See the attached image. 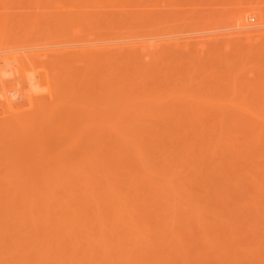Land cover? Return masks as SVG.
<instances>
[{
  "label": "bare ground",
  "instance_id": "obj_1",
  "mask_svg": "<svg viewBox=\"0 0 264 264\" xmlns=\"http://www.w3.org/2000/svg\"><path fill=\"white\" fill-rule=\"evenodd\" d=\"M59 1L61 2V0ZM73 1L75 3L72 2V7L74 6L75 8L71 7L64 14L66 18L63 15L62 18L65 19L64 22H67H65L67 27L63 26L69 29L72 28L74 44L73 42L64 44L62 45L63 47L61 46L62 49L59 46V50L56 51L52 47L50 52L51 54L53 51L55 52L54 55L52 54L54 57L46 50L45 52L47 53L43 51V56L41 51L30 53L25 51L24 54H21L23 56L18 54V57H24L25 60V56L28 57L27 63L31 62L33 58L37 60V63H44L42 60L46 58L48 64L52 65L53 58H56L55 62L58 67L61 66L63 68L62 65L64 64L65 67L67 64L66 73L68 76H65V79H62V74L59 76V81L61 79L63 82L66 80L67 88L62 82L61 86L58 85L61 89H65L64 94L66 96L62 92L63 90L60 91V88L55 87L54 89L53 80H57L56 84L59 82L58 77L56 78L55 76L59 75L57 70L51 77V79L55 78L51 84L52 90L55 91L50 95V90L43 87L49 92H47L49 94L48 99L54 100L51 96L53 97L55 92L58 94L56 97H58L59 103L56 102L57 100H52L54 109L49 107L51 106V100L45 102L46 105L43 103L45 108L42 103H37L36 100L39 97L37 96L36 98L34 95L36 92L31 88L32 90L28 89L29 91H27L28 93L32 91L36 100L32 98L28 99L29 101L27 99L25 101L24 96L21 99L22 101L24 99L23 104L18 103V99L15 103L17 102L21 107L29 104L34 109V112L31 111V107L29 110L28 105V109L26 108L25 112L28 113L30 111L32 112L31 115L35 117L33 118L30 114H27L29 117L24 115L26 118L22 117V119L20 117L22 120L16 118L17 123L20 122L18 126L16 121H14L15 123L9 121L8 124L5 121L7 118L3 120L2 117L0 119L2 124L6 122L7 128L13 123L8 130L5 127L6 124H0V134L4 130L3 134L0 135L1 138L7 139L6 142H8L10 141L9 137H11V139H15L16 144L21 143L22 145L26 141L27 144L25 143L24 146L19 145V147L25 149V146L32 144L27 146V148L34 149V154L40 153V155L31 156V153H21L24 155L20 157L19 153L15 154V150L10 149L13 148L10 145L12 142L14 144V141L11 140L12 142L8 143V145H6V142L3 143L5 139L0 142L3 143V146H8V151L11 150L8 156L10 158L14 156L11 158L12 161L4 157L7 156L8 152L0 144L1 152L4 150V156L0 152V155L4 157L3 159L0 157V168L5 167L2 165V160L4 162L5 159L7 160L4 163L7 164L9 160L12 168L16 165L15 168L19 166L18 169L13 168L12 170L11 164H9L10 166H7L9 167L8 169L11 168L10 171L8 170L10 173H8L6 168L0 173V177L3 176L2 179L0 178V181H2L0 182V195H5L3 196L4 198L8 197L4 199L1 196L3 200L0 199V264H264V8L255 6L251 7L247 13L233 15L235 21H230L235 22L234 27L236 24L239 31L241 30V34H245L247 42L249 41L248 39H253L255 43L259 40V45L257 46L258 43H252L257 47L254 50V46L249 44L252 41L246 43L245 38V43L249 44L248 47L253 46V48L248 49L245 45H241L245 47L243 50H241V47L238 49L239 46L238 50L236 48V50H233L232 48L234 47H231L233 55L232 52H229L230 50L225 51V48L221 49L224 50L225 54H220L219 52L222 51L216 50L217 46H215L214 49L219 53L218 58L221 55L229 60V58L235 56L234 58L232 57L234 60L228 61L230 66L232 65L231 61H233L232 63L236 62V65L239 63L235 61V58L237 60L239 58L240 66L241 61L245 60L244 63L246 61L248 63H242V68L244 69L243 71L241 70L242 72L238 70V65L234 66L233 64V67H236L238 73L240 72L241 74L237 75V73H234V76H232L234 72L232 66L227 65L228 62L226 63L227 59L225 57H223L225 58L223 59L224 63L222 62V57H220L219 63L221 61V63L225 64L224 66L230 67L231 72H229L232 75L223 70L224 74L220 73V75L221 81L225 79V82H220L219 84L221 85H217L215 89L205 86L207 90L206 88L204 89L205 93H202L204 97L201 98L200 96L202 95L200 93L203 89L200 88H204V85H199L200 90L198 87L195 89L199 93L194 90L196 94L193 95L194 92L191 87L187 86V88H190L189 91L184 88L186 85L182 86L180 82L175 83V81H172L177 79V75L173 74V77L167 75L170 74V69L175 68L173 67L174 65L172 66V60L167 59L168 62L169 60L171 61V64L164 60L170 52L165 50L167 51V54L164 52L166 58H164L165 56L163 57V50L165 47L171 46V42L168 44L164 43V45H170L162 47L164 48L163 50L159 48L162 43L159 44L158 41L151 43L153 46L158 45V48L155 47V49L159 51V57L155 56L156 54L154 55L153 51L150 52L147 43H142L143 40H150L151 35L154 34L152 30H155L153 26L156 23L154 22L155 25L151 24V30V27L149 26L148 28L143 22L142 13L139 10H128V8L138 7L147 0H130L132 3H130L131 5L128 4L129 6L121 3L120 0ZM189 1L188 4L190 3ZM68 2L66 3L68 4ZM185 5L187 4L185 3ZM185 5L183 6L185 7ZM183 6L181 5V7ZM107 7L117 8L121 13L120 15L122 17L126 16L128 19H123L121 16V18L111 17L110 12L105 10ZM71 9L76 11L74 12ZM66 14H69V16L67 17ZM158 14L160 12L154 16L156 19L151 18L156 21L157 18L158 21L160 18L163 19V16L159 18ZM112 15L115 14L113 13ZM168 15L166 14V16ZM249 16L254 18V20L256 19L254 24L251 22L252 25L247 21ZM225 17L219 20H222L221 22L228 26V21H223ZM228 17L230 19L229 15ZM173 19L174 17L171 18V20ZM219 20L216 23H219ZM214 22L209 23L215 25H213V28L211 27L212 25H208V27L219 30L217 28L219 27L218 23ZM167 23L170 24L169 21L165 24ZM205 23L203 21L202 25L195 24L197 25L194 26L195 30L197 27H204L207 24ZM68 24H71V27H68ZM127 24L129 26H125ZM162 24L164 22H159L156 26H161ZM225 24L223 27H225ZM170 26L166 27L172 29ZM172 27L174 28V25ZM190 27L188 29L193 31L192 23ZM176 28H178L177 25ZM180 29L182 30V27ZM200 29H205L206 31L209 28ZM157 30L159 32L160 29L157 28L155 32ZM52 31L54 30L52 29ZM64 31L68 32L67 29ZM160 31L162 33V30ZM180 32L178 33L179 35ZM207 34L202 35V37L204 36L203 39H210L205 37ZM218 34L214 36H219L220 34ZM184 35L186 36V34ZM202 37L200 38L202 39ZM152 39L154 38L152 37ZM201 39L198 40L199 42L196 40L195 42L201 44ZM211 39L213 41L209 40V42H214V38ZM216 39L215 42L217 41ZM228 39H230V36ZM184 40L187 42V38ZM179 41L177 39L172 42L181 43ZM203 41L204 43L206 42V40ZM70 42L69 40L65 43ZM215 42L209 45H213ZM217 42L219 43V40ZM222 43L227 42L224 40ZM239 43L243 44L241 40ZM22 44L20 42L19 45L21 46ZM218 46L220 47V45ZM230 46L228 47L229 49ZM17 47L20 48L19 46ZM171 47H177L175 50H178L180 46ZM198 47H201V45ZM240 50L243 53L247 50L244 53V55L248 53L246 54L247 56H244L245 58ZM206 52L204 53L206 54ZM252 52L257 56L256 60L259 57L258 60L261 61H256ZM160 54L166 64L161 61ZM48 55L51 56H49V59H47ZM215 55H212V57H215L214 60L217 59ZM228 55L232 56L229 57ZM15 56L16 54L11 55L13 59L16 58ZM40 56L42 57L40 58ZM203 56L205 55L202 54ZM11 57L10 55H2V57L0 56V61L4 60L3 62L6 66L5 61L9 62ZM20 57L19 59H21ZM152 57L156 60H153ZM156 57L158 59L161 58L160 61ZM50 58H52V62ZM247 58H249V61ZM24 59L22 58L21 62L25 61ZM183 59L181 57L182 62ZM252 59L255 61L253 60L252 62ZM36 60L33 62L35 63ZM157 60L159 61L158 63L156 62ZM250 60L251 64H249ZM13 62L17 64V61ZM55 62L53 66L49 64L50 69L51 67H56L52 68L53 70L59 69ZM160 62L162 65L169 64L170 67L165 66L164 68ZM193 62L196 64L195 61ZM185 63L184 61L183 64ZM246 64L249 65L247 66L248 68L243 67ZM252 64L253 66L251 67L250 65ZM19 65L18 67H20ZM208 66L206 65V68H209ZM32 67L33 65L30 68ZM161 67L165 70L168 69L169 73L165 70L162 71ZM23 68L22 66L21 69ZM221 68L220 70H222ZM176 70L178 72V69ZM237 70L235 71L237 72ZM164 71L166 72L165 74L163 73ZM45 72L47 73V71ZM19 73H16V75L18 76ZM48 73L51 74V71ZM197 74H200V72ZM0 75L2 74L0 73ZM47 75L45 76L46 79H48ZM166 75L168 79L165 77ZM174 76H176V79ZM22 77L15 78L16 80L13 79L12 81L10 79L9 81L12 83L16 81V84L24 85L22 82L24 77ZM171 77L174 79L170 80ZM227 79L228 81H226ZM20 80L22 83L19 82ZM27 80L25 82L27 85L29 83V85H33V79H29L28 82ZM48 80L50 81V79ZM49 81L46 80V82ZM166 81L172 85L174 82L176 86L175 84L172 86ZM3 83V80L1 81L0 79V84L3 85ZM168 85L171 86L170 88L175 86L174 89H171L172 91L175 90L173 91L174 93L171 92ZM177 85H180L184 90L180 91L181 88L177 87ZM167 86L171 93L167 91ZM47 87L50 86L48 85ZM192 87L196 88L193 85ZM177 88H180L178 94H176ZM4 89L6 88H3L2 91ZM206 91L212 92L207 93ZM59 92L62 93L59 94ZM183 92H188V97L183 95L182 98H184L181 99L178 96H181L179 94H184ZM28 95V98L33 97ZM0 97L3 102L4 96L0 95ZM12 98L11 95L10 100L8 96L4 98L6 101L3 102V105L7 103V106H3L0 103L7 111H12L11 109L14 110L18 107V104L17 106L14 105ZM61 99L63 101L66 99L65 101L68 102V105L65 103L62 105ZM180 100H183L184 104ZM19 102L21 101L19 100ZM61 106H67V110L61 108ZM18 108L19 115H22L20 114L22 110ZM17 110H15L16 113ZM56 110H58L57 113H63L64 111L65 113H63L64 115L61 113L60 117H56L60 115L54 112ZM15 111H13V116L18 115V113L15 114ZM46 111L47 113L50 111V113L47 114ZM11 114L13 113L11 112ZM51 114L53 116L56 114V116L53 117ZM13 116L8 117L15 118ZM49 119H52V122ZM59 119L62 123L58 122ZM48 121L51 124L54 122L51 125L52 129H49L50 123ZM14 124L16 129L19 128L17 129L18 131H24V133H20L22 135L18 134L17 130L15 134V131L11 129L12 127L14 129ZM47 126H49V131L52 130V133L54 132L53 135L64 136L68 144L67 142H62L64 138L60 140L57 138V140L53 141L48 139L43 142V139L48 137L45 136L43 138L44 136H40V134L49 132L47 131ZM12 131L15 135L13 136L14 138L12 137ZM6 133L10 136L5 137L8 136ZM29 137L32 138L30 139ZM35 137L36 140L39 139L37 137L42 139L40 142L37 140V142L33 139ZM41 142L43 143L41 144ZM45 142L48 143L49 149L46 148ZM51 142L54 143L52 144L54 146L50 145ZM66 144L67 146H65ZM36 148L38 149L36 150ZM49 150L51 155L48 154ZM58 150L61 153L64 150L63 155L66 154V156L63 157ZM45 151L48 152V155L45 154ZM65 151L68 152L64 153ZM56 153L58 154L56 155ZM42 155L46 156L43 157ZM24 156L27 160L24 159ZM51 156L54 157V160ZM15 158L16 161L18 160L17 162ZM45 158L51 159L50 161L53 160L52 165L50 161L49 165L48 160H45ZM29 160L30 163L28 162ZM41 161L44 163L42 164ZM22 163L25 166L33 163L31 170L29 169L30 166H27L28 170H24L23 168L25 167L22 168ZM60 164H63V166ZM46 165L47 168H44ZM41 170L43 174H41ZM22 171H30V174L26 172L27 176L25 175V177ZM36 171L37 173L39 172L37 177H35L37 175ZM11 174L15 175L12 176ZM20 176L23 178L24 184L21 182ZM32 176L34 178L29 180ZM46 176L50 177L47 179ZM16 177L20 178L19 183ZM10 181H13L12 185L15 186L14 188L21 190L12 188ZM4 183L6 186H4ZM8 183H10L9 188L7 186ZM16 183L18 184L15 185ZM35 183L37 186L34 185ZM52 183L55 184V187ZM51 184L53 187L50 186ZM38 185L40 186L38 187ZM13 190L16 191L14 192Z\"/></svg>",
  "mask_w": 264,
  "mask_h": 264
},
{
  "label": "rangeland",
  "instance_id": "obj_2",
  "mask_svg": "<svg viewBox=\"0 0 264 264\" xmlns=\"http://www.w3.org/2000/svg\"><path fill=\"white\" fill-rule=\"evenodd\" d=\"M66 0H61V2L59 1V0H0V47L2 48H0V56L2 57V55L3 56H8V55H10V57H11V55H15L16 54V58H14L13 59V57H11V59H13V61H17V64H16V62H13V61H11V59L10 58H8V59H10V61L12 62L11 63V65L9 64L10 63V61L9 62H7V60L5 61L6 62V66H5V64H4V60L3 61H0V65H1V67L0 68H2V69H0V73L2 74V75H0V79H1V81L3 80V85H1L0 84V95L3 97L4 96V98L5 97H9V100H10V95H11V98H12V96H13V98L11 99L12 100V102L14 103V105H16L17 106V104L18 103H20V104H23L22 102H24V99H25V101H27L28 99L30 100V99H34V95L36 96V98H37V96L39 97V98H37V100L39 99V101H37L36 99H34V100H36V102L37 103H42V106H43V103L46 105V103L45 102H49L48 100H51V106H49L50 107V109L51 108H53L54 109V104L52 105V100L53 99H48V96H49V92H50V95L53 93V91H55V90H52L53 89V87L51 86V84H52V80L53 79H55V78H53V79H51V77L54 75V72L56 73V71L58 70H60L61 68L60 67H58L57 66V64H56V58H53V60H52V58H50V60H51V62L53 61V63H52V65L51 66H53V64H54V62H55V65L59 68V69H52V68H56V67H51V69H50V65L48 64V60H46V58L45 59H41L44 63H46V64H44V63H42V62H39V63H37V60L35 59V58H33L32 59V63L31 62H29V63H27L28 61V57H26L25 56V58H26V60L24 59V57H22L25 61H23V62H21V59H19V57H18V54H24L25 53V51L28 53H30V52H40L41 51V53H42V56L44 55V52H45V50L46 51H52V47H53V49H54V51H56V50H59V46H60V48H61V46L62 45H64V44H71L72 42H73V44L75 43L74 42V37H73V34H72V28H70L71 29V31H69L70 29L69 28H65V27H67L66 26V23L64 22V18H62V15H63V17H65L66 18V16H64V14L66 13V12H68L69 10H70V8L72 7V2L73 3H75L73 0H67L66 2H68V4L65 2ZM116 1V0H115ZM143 1H145V0H143ZM189 1V0H188ZM188 1L187 0H184V1H182V0H147V1H145V2H143V3H141V5L140 6H138V7H129L128 8V10H131V9H136V10H139L141 13H142V15H141V17H142V19H143V22L145 23V25L149 28V26L151 27V24L152 25H155V23H156V25L157 24H159V22H164V24H162L161 26H156L157 28H159L160 30H162V33H160L161 31L159 30V32H158V30L155 32V30L157 29L155 26H153V29L155 28V30L153 31L152 30V27L150 28L151 30H152V32L155 34H153V35H151V37H150V40H143L142 41V43H147L148 44V47L150 48L149 50H150V52H152L155 56H158V53H159V51L157 50V49H155V47L156 48H158V45H156V46H153L152 44L153 43H156L157 41L159 42V44L160 43H162L161 44V46L159 47V48H162V47H165V46H169L170 44H171V46H182L181 48L179 47V49L178 50H175V49H177V47H171V46H169V47H165V49L164 48H162V50H163V54H164V52H165V54H167L166 52L168 51V52H170V53H168V55H167V58H166V55L164 54L163 55V57L164 58H166V59H164V60H167V59H170V60H172V62L169 60V62H168V60H167V62L168 63H172V66L173 67H175V68H172V70L170 69V74H167L168 76L170 75V76H172L173 77V74L174 75H177V79L175 78L176 76H174V78L176 79V80H172V81H175V83H179L180 82V84H182V86H185L186 85V87H184L185 89H188L189 91H190V88H187V86L188 87H191V90L194 92L193 93V95L194 94H196L195 93V91H197V90H195V89H197V87H198V89H199V85L200 86H202V85H204V88H200V89H203V90H201V95H202V93H205L204 91V89L206 88V87H213L214 89H215V87L217 86V85H221V84H219L220 82L222 83L223 81L225 82V79L223 80V81H221L222 80V78H221V75H220V73H222V74H224V72H228V73H230L231 71V69H229L231 66H232V68H233V75L232 76H234V73L236 74L237 73V75H239V74H241L240 72L238 73V70L239 71H243L244 69L242 68V63H244V61H241L242 63H241V66H240V60H239V58H238V60L235 58V61H237V62H239L237 65L239 66L238 67V70L236 69V67H233V64H234V66L236 65L235 63L236 62H234V63H232L233 61H231L230 63L232 64L231 66L229 65V60H232L234 57L232 56L233 55V52H232V49L233 50H236L237 48H238V46H239V48L238 49H240V47L242 48L241 50H243V48H245V47H248V45L249 44H251V45H253L252 43H255V42H253L254 40L253 39H248L249 41L248 42H250V41H252L251 43H249V44H246V43H248L247 42V38H246V36H245V34L243 35V34H241L242 32H241V30L239 31V29L236 27V24H235V27H234V23L235 22H231V21H235L234 20V16L236 15V14H242V13H244V12H248V10L251 8V7H259V8H264V0H191V1H189L190 3L188 4ZM5 4H4V3ZM71 2V3H70ZM120 2L121 3H125V5H128V4H130V3H132L130 0H120ZM253 2V3H252ZM65 3V4H64ZM183 3V4H182ZM185 3L187 4V5H189V6H187V5H185ZM250 3H252V4H250ZM70 4V5H69ZM116 4V3H115ZM140 4V3H139ZM179 4H180V6H179ZM131 5V4H130ZM181 5L183 6V5H185V7L183 6V7H181ZM59 6V7H58ZM129 6V5H128ZM72 8H75L74 6L72 7ZM72 11H76V10H74V9H71ZM105 10H106V12L108 11V12H110L109 14H110V16L111 17H114V18H121L122 16L120 15L121 13H120V11H118V9L117 8H114V7H107V8H105ZM63 11H65V12H63ZM164 11V12H163ZM63 12V13H62ZM160 12V14H158L159 15V18L160 17H162L163 16V19L162 18H160V20L158 21V18H157V21L156 20H154V19H156V17H154L157 13H159ZM55 13V14H54ZM114 13L115 15H112V14ZM155 13V14H154ZM171 13V14H170ZM5 14V15H4ZM10 14V15H9ZM51 14H52V17H51ZM166 14L168 15V16H166ZM59 15V16H58ZM67 15V17L69 16V14H66ZM158 15H157V17H158ZM228 15L230 16V19H229V17H228ZM234 15V16H233ZM121 16V17H120ZM225 16H227L228 17V19H227V17H225ZM26 19H25V18ZM53 17H54V19H53ZM151 17H153V18H151ZM168 17V18H167ZM172 17H174V19H177V20H171V18ZM177 17V18H176ZM180 19H179V18ZM223 17H225L224 19H226V20H224L223 19V21H228V22H230V23H228L227 22V24H229L228 26H231V27H229L228 28V26L223 22H221L222 20H219V19H222ZM233 17V18H232ZM13 18V19H12ZM23 18V19H22ZM123 19L125 18L126 20L128 19L126 16H124V17H122ZM233 20H232V19ZM14 19H15V21H14ZM51 19V20H50ZM57 19V20H56ZM194 19V20H193ZM10 20V21H9ZM20 20H21V22H20ZM29 20V21H28ZM31 20V21H30ZM54 20V21H53ZM62 20V21H61ZM126 20H123V21H126ZM219 20V23L217 24L216 23V21H218ZM231 20V21H230ZM4 21V22H3ZM32 21H34V22H32ZM47 21V22H46ZM50 21H52V22H50ZM170 22V24L169 23H167V24H165L166 22ZM185 21H186V23H185ZM203 21H204V23L206 24V25H204V27L205 28H209L208 30H206L205 31V29H200V28H204V27H202V26H200V28L199 27H197L196 28V30H195V28H194V26H197V25H202V23H203ZM214 22V23H216L217 25H219V27H217V28H219V30L218 29H212L213 28V23L212 24H209V23H211V22ZM247 21H248V23H250L251 25H252V23L254 24L255 22H256V19L254 20V18H252L251 16H249L248 17V19H247ZM3 22V23H2ZM16 22V23H15ZM17 22H19V23H17ZM44 22V23H43ZM60 22H62V23H60ZM64 22V23H63ZM155 22V23H154ZM180 24H179V23ZM189 24H188V23ZM252 22V23H251ZM7 23H8V25H7ZM10 23V24H9ZM26 23V24H25ZM51 23V24H50ZM53 23V24H52ZM55 23V24H54ZM191 23H192V26H193V28L194 29H192L193 31H191L190 29H191V27H190V25H191ZM193 23H194V25H193ZM232 23V24H231ZM2 24H4V25H2ZM25 24V25H24ZM179 24V25H178ZM195 24H197V25H195ZM224 24H225V27H223L224 26ZM57 25V26H56ZM63 25H65V27L63 26ZM170 26V25H174V28L172 27V26H170L172 29H168V27H166V26ZM176 25H177V27L178 28H176ZM208 25L210 26V25H212L211 27H208ZM31 26V27H30ZM53 26H55V27H53ZM125 26H129V24H127V25H125ZM165 26V27H164ZM188 26V27H187ZM215 26V25H214ZM220 26H221V29H220ZM227 26V27H226ZM50 27V28H49ZM68 27H71V24H68ZM164 28V29H162V28ZM182 27V30L180 29ZM190 27V29H188ZM36 28V29H35ZM54 30V31H52V29ZM55 28V29H54ZM59 28V29H58ZM62 28V29H61ZM184 28H185V30H184ZM210 28H211V30H210ZM34 29V30H33ZM50 29V30H49ZM67 29V31L68 32H66V31H64V30H66ZM69 29V30H68ZM166 29V30H165ZM180 29V30H179ZM31 30V31H30ZM37 30V31H36ZM40 30V31H39ZM44 30V31H43ZM62 30V31H61ZM171 32H170V31ZM213 30V31H212ZM33 31V32H32ZM46 31V32H45ZM49 31H51V32H49ZM169 32V34L171 35H169L168 34V32ZM176 31V32H175ZM181 31V32H180ZM194 31H198V32H194ZM227 31V32H226ZM235 33H234V32ZM71 32V33H70ZM180 32V35L178 34ZM186 32V33H185ZM193 32V33H192ZM229 32V33H228ZM238 32V33H237ZM25 33V34H24ZM52 33V34H51ZM156 33H157V35H156ZM208 33V34H207ZM220 35H219V34ZM234 35H233V34ZM240 33V34H239ZM22 34H24V35H22ZM26 34H28V35H26ZM38 34H40V35H38ZM151 34V33H150ZM165 34H167L166 36H165ZM184 34H186V36L184 35ZM196 36H195V35ZM205 35V34H207L205 37H208V38H210V39H206V38H204L203 39V37H202V35ZM215 34H218L219 36H214ZM225 34V35H224ZM228 34V35H227ZM232 34V35H231ZM238 36H237V35ZM32 35V36H31ZM70 35H72V36H70ZM142 35H145V34H142ZM163 35V36H162ZM190 35V36H189ZM200 35V36H199ZM236 35V36H235ZM11 36V37H10ZM28 36V37H27ZM34 36V37H33ZM41 36V37H40ZM60 36V37H59ZM70 36V37H69ZM157 36V37H156ZM185 36V37H184ZM229 36H230V39H228L229 38ZM32 37V38H31ZM37 37V39H35ZM38 37H40V38H38ZM46 37V38H45ZM49 37H50V39H49ZM152 37L154 38V39H152ZM161 37H162V39H161ZM175 37V38H174ZM191 39H190V38ZM194 37V38H193ZM198 37V38H197ZM200 37H202V39L200 38ZM225 37V38H224ZM232 37H233V39H232ZM235 37H237L236 39H235ZM22 38V39H21ZM69 38V39H68ZM187 38V42L189 41V43H187L186 42V40H184V39H186ZM197 38V39H196ZM211 38H214V42H215V38H217L216 40L218 41L219 40V43L216 41L215 42V44H213V45H209V44H212V43H214V42H212V43H210L209 42V40L211 41H213V39H211ZM245 38H246V43H245ZM4 39V40H3ZM13 39H14V41H13ZM25 39V40H24ZM30 39V40H29ZM31 39H32V41H31ZM48 39V40H47ZM145 39H146V37H145ZM165 39V40H164ZM180 40L179 42H181V43H176V42H172V41H174V40ZM202 40V43H204V41L203 40H206V42L205 43H208V44H203L202 45V43L200 44V43H198L199 41L198 40ZM223 39V40H222ZM7 40V41H6ZM71 41L70 43H65V42H68V41ZM73 40V41H72ZM195 40L196 41H198V42H195ZM220 40H222V41H220ZM224 40H226V42L227 43H222V42H224ZM228 40V41H227ZM241 40V43H243V44H238V42ZM12 42V44H11V42ZM27 41V42H26ZM37 41V42H36ZM55 41V42H54ZM155 41V42H154ZM160 41H162V42H160ZM166 41V42H165ZM231 41V42H230ZM243 41V42H242ZM256 41V40H255ZM259 41V40H258ZM256 42L255 44H257V46L259 45V42ZM16 42V43H15ZM20 42H22L23 44L20 46L19 44H20ZM34 42V43H33ZM41 42V43H40ZM46 42V43H45ZM49 42V43H48ZM51 42V43H50ZM171 42V43H170ZM201 42V41H200ZM16 44L17 46H19L20 48H18L16 45H14V44ZM152 43V44H151ZM164 43L165 44H168V43H170L169 45H164ZM176 45H175V44ZM186 43H187V45H186ZM197 43H198V45H197ZM245 43V44H244ZM2 44V45H1ZM4 44V45H3ZM6 44H8V45H6ZM32 44V45H31ZM37 44V45H36ZM44 44V45H43ZM158 44V43H157ZM181 44V45H180ZM190 44V45H189ZM201 45V47H198V46H200ZM229 44V45H228ZM233 46H232V45ZM238 44V45H237ZM10 45V46H9ZM26 47H25V46ZM197 45V46H196ZM206 45V46H205ZM218 45H220V47L218 46ZM223 45V46H222ZM231 45V46H230ZM236 45V46H235ZM241 45H245V47H242ZM247 45V46H246ZM4 46V47H3ZM6 46V47H5ZM13 46V47H12ZM16 48H15V47ZM29 46H31V47H29ZM39 46V47H38ZM41 46H42V48H41ZM190 48H189V47ZM207 46H209V47H207ZM215 46H217L216 48H215ZM230 46V49L228 48ZM254 46V45H253ZM253 46L252 47H248V49H250V48H253ZM58 47V48H57ZM63 47V46H62ZM170 47H171V49L172 50H174V51H172L171 49H170ZM187 47V48H186ZM206 47V48H205ZM231 47H234V48H232L231 49ZM255 47L256 46H254V50H255ZM5 50H4V49ZM19 50H18V49ZM47 48V49H46ZM216 50H221V49H224L225 51H229V52H232V55H228L229 57H231V58H229V60L225 57V56H221L220 55V57H222V62L224 63V61H223V59H227V61H226V63H227V65L228 66H230V67H228V66H224L225 64H223V63H221V61H220V63H219V60H220V57L218 58V54L220 53H223V55L225 54L224 53V50H221L222 52H219L218 53V51H216ZM236 48V49H235ZM7 49H9V50H7ZM17 49V50H16ZM24 50V52H22L23 50ZM62 49V48H61ZM170 51H169V50ZM205 49H207V50H205ZM227 49V50H226ZM237 49V50H238ZM247 49V48H246ZM256 49H257V47H256ZM29 50V51H28ZM160 50V49H159ZM161 50V51H162ZM165 50H167V51H165ZM182 50V52H180ZM187 50H189V51H187ZM240 50V52H242L243 53V51H241ZM253 50V51H254ZM6 51V52H5ZM21 51V52H20ZM44 51V52H43ZM52 52V54L54 55V53L55 52ZM207 51V52H206ZM247 51V50H246ZM245 51V52H246ZM10 54H9V53ZM174 52V53H173ZM178 52H180V53H178ZM193 52H194V54H193ZM204 52H206V54L204 53ZM217 52V54L215 55V53ZM235 52V51H234ZM236 52H238L239 53V51H236ZM244 52V53H245ZM249 52H251L250 50H249ZM254 52H256V51H254ZM254 52H252L253 53V55L255 56V54H254ZM1 53H3V54H1ZM13 53V54H12ZM45 53H47V52H45ZM151 53V55H153ZM162 53V52H161ZM183 55H182V54ZM228 53V52H227ZM238 53H235V54H238ZM244 53L242 54L243 55V57L246 55V54H248V53H246L245 55H244ZM6 54V55H5ZM49 54V53H48ZM50 54H51V52H50ZM51 54V56H53ZM171 54V55H170ZM173 54H174V56H173ZM186 54V55H185ZM202 54H204L205 56H203L202 57ZM215 55V56H217L216 58L218 59V61H217V59H215L214 60V58L215 57H212V55ZM230 54V53H229ZM239 54H241V53H239ZM161 55V54H160ZM185 55V56H184ZM252 55V56H253ZM21 56H23V55H21ZM42 56H40V58L42 57ZM49 56L50 55H48V58L47 59H49ZM50 56V57H51ZM178 56H179V58H178ZM188 56V57H187ZM194 56V57H193ZM198 56V57H197ZM210 56V57H209ZM227 56V55H226ZM237 56H241V55H237ZM247 56V55H246ZM249 56V55H248ZM46 57H47V55H46ZM54 57V56H53ZM154 57V56H153ZM152 57V58H153ZM159 57V56H158ZM163 57H162V55H161V58H157L159 61H160V59H161V61L163 62V63H165L166 61H164L163 60ZM181 57H183L184 59H186V60H184L183 59V62H182V60H181ZM197 57V58H196ZM223 57H225V58H223ZM256 57L257 56H255V60H256ZM28 58V59H27ZM203 58V59H202ZM207 58V59H206ZM210 58V59H209ZM213 58V59H212ZM240 58H242V57H240ZM245 58V57H244ZM259 58V57H258ZM258 58H257V60L256 61H261V60H258ZM19 59V60H18ZM36 60V62L34 63L33 61H35ZM155 58H153V60H154ZM212 59V60H211ZM248 59V61H249V58H247ZM251 59V58H250ZM254 59H252V62H253V60ZM261 59V58H260ZM30 60H31V58H30ZM38 60H40L39 58H38ZM156 60V59H155ZM156 61L157 63L159 62V61ZM188 60H190V61H188ZM195 61V63L196 64H194V62L193 61ZM207 60V61H206ZM234 60V59H233ZM242 60V59H241ZM254 60V61H255ZM46 61V62H45ZM178 61V62H177ZM184 61L187 63H185V64H183L184 63ZM199 62V63H198ZM207 62H209V63H207ZM211 62H213V63H211ZM214 62H215V64H214ZM247 62V61H246ZM245 62V63H246ZM14 63V64H13ZM59 63V62H58ZM170 63V64H171ZM205 63V64H204ZM218 63V64H217ZM244 63V64H245ZM248 63V62H247ZM255 63V62H254ZM253 63V64H254ZM4 64V65H3ZM18 64H20L19 66L20 67H18ZM59 64H61V63H59ZM160 64L162 65V63L160 62ZM166 64V63H165ZM189 64V65H188ZM191 64H193V65H191ZM213 64V65H212ZM222 64V65H221ZM249 64H251V60H250V63ZM253 64L252 65H250L251 67L253 66ZM8 65V66H7ZM29 65V66H28ZM33 65V67L32 68H30L31 66ZM54 65V66H55ZM62 65V64H61ZM67 65V64H66ZM66 65H65V67H64V64L62 65L63 66V68L58 72L57 71V73H59V75H55L56 76V78L58 77V81H59V76L61 75V77H62V79H65L66 77L65 76H68L67 75V67H66ZM160 65V66H161ZM191 65V66H190ZM197 65V66H196ZM206 65L209 67V68H206ZM215 65V66H214ZM221 65V66H220ZM236 65V66H237ZM4 66V67H3ZM10 66H12L11 68H10ZM24 67L23 69H21V67ZM26 66V67H25ZM164 68H165V66H167V67H170V65L168 64V65H162ZM176 66H178V67H176ZM184 66H186V67H184ZM192 66H193V69H192ZM200 66H202V67H200ZM205 66V67H204ZM247 66H249L248 64H246V65H243V67L245 68V67H247ZM16 67V68H15ZM163 67H161V69H162V71L163 70H165ZM189 67H191L190 69H188V70H185L186 68H189ZM197 67V68H196ZM215 67V68H214ZM220 67H222L221 69L222 70H220ZM17 69V70H15V69ZM28 68V69H27ZM34 68V69H33ZM234 68H235V70H237V72L234 70ZM248 68V67H247ZM246 68V69H247ZM250 68V67H249ZM4 69V70H3ZM24 69H26V70H24ZM176 69H178V72H177V70ZM199 69H200V71H199ZM209 69V70H208ZM217 69V70H216ZM251 69V68H250ZM250 69H248V70H250ZM11 70V71H10ZM13 70V71H12ZM16 72H15V71ZM22 70V71H21ZM223 70H224V72H223ZM228 70V71H227ZM254 70V69H253ZM4 71V72H3ZM10 71V72H9ZM45 71H47V73L45 72ZM51 71V74L50 73H48V72H50ZM167 73H169V71H168V69L167 70H165ZM163 72L164 74L166 73V72ZM187 71H189V72H187ZM191 71V72H190ZM198 71V72H197ZM202 71V72H201ZM207 71V72H206ZM211 71V72H210ZM220 71V72H219ZM230 71V72H229ZM241 71V72H242ZM246 71V70H245ZM256 71V70H255ZM254 71V72H255ZM18 72H20L19 73V75H20V77H18L17 75H16V73L18 74ZM28 72H30V73H28ZM33 72H34V74H33ZM61 72H63V73H61ZM177 72V73H176ZM179 72H180V74H179ZM200 72V74H197V73H199ZM28 73V74H27ZM189 75H188V74ZM190 73H192V74H190ZM23 74V75H22ZM38 74V75H37ZM46 74H48L47 75V77H48V79H50V81L48 80V79H46L45 78V76H46ZM163 74V75H164ZM179 74V75H178ZM197 74V75H196ZM203 74V75H202ZM207 74V75H206ZM4 75H6V76H4ZM16 75V76H15ZM27 75H28V78H27ZM49 75H51V76H49ZM165 76L166 78L168 77V76ZM188 75V76H187ZM205 75V76H204ZM220 75V76H219ZM225 75H229V74H225ZM230 75V76H231ZM4 76V77H3ZM9 76V77H8ZM12 76V77H11ZM24 78H23V77ZM26 76V77H25ZM169 76V77H170ZM207 76V77H206ZM230 76H228V77H230ZM3 77V78H2ZM6 77H8V78H6ZM23 78V80L25 79V81H23L22 79V82L24 83V85L23 84H21V85H19V84H16L15 82L16 81H13V83L12 82H10V81H12L13 79H15V78ZM35 77V78H34ZM170 78V80L171 79H174V78ZM187 77V78H186ZM191 77V78H190ZM224 77V76H223ZM5 78V79H4ZM190 78V79H189ZM194 80H193V79ZM227 78V77H226ZM231 78V77H230ZM11 79V80H10ZM28 79V80H27ZM29 79L30 80H32V82H34V83H32L33 85H27L25 82H26V80H27V82L29 81ZM61 79V78H60ZM62 79L59 81V82H57L58 84H56V81L57 80H53V83H54V89H55V87H57V88H60V87H58V85L59 86H61L62 85V83L64 84V86L66 85L65 84V82H66V80L63 82L62 81ZM168 79V78H167ZM166 79V80H167ZM187 79V80H186ZM215 79V80H214ZM229 79V78H228ZM228 79L226 80V81H228ZM5 80V81H4ZM10 80V81H9ZM16 80V79H15ZM21 80L19 81L20 83H22L21 82ZM46 80L47 81H49L50 82V84H48L50 87H51V89H49L50 87H47L48 85H47V83H49V82H46ZM179 80V81H178ZM181 80V81H180ZM192 80V81H191ZM212 80V81H211ZM9 81V82H8ZM18 81V80H17ZM169 81V80H168ZM171 81V82H172ZM177 81V82H176ZM182 81H184V82H182ZM188 81H190V82H188ZM211 81V82H210ZM7 82V83H6ZM62 82V83H61ZM167 82V81H166ZM223 82V83H224ZM229 82H230V80H229ZM37 83V84H36ZM46 83V84H45ZM168 83V82H167ZM170 83V82H169ZM168 83V84H169ZM174 82H173V85L175 84ZM190 83V84H189ZM209 83V84H208ZM13 84H14V86H13ZM190 86H189V85ZM202 84V85H201ZM15 85H17V86H15ZM26 85V86H25ZM38 85V86H37ZM55 85H57V86H55ZM170 85H172L171 83H170ZM172 85V86H173ZM192 85L193 86H195L196 88H194V87H192ZM212 85V86H211ZM21 88H20V87ZM25 86V87H24ZM30 86V87H29ZM63 86V87H64ZM169 86V85H168ZM168 86H167V91H169V88L171 87V86H169V88H168ZM175 86H176V84H175ZM174 86V87H175ZM180 87L181 88V86L180 85H177V87ZM206 86V87H205ZM23 87V88H22ZM37 87V88H36ZM43 87H46L47 88V90H50L49 92L47 91V90H45ZM166 87V86H165ZM174 87H172L173 89H174ZM3 88H6V89H4V91H2L3 90ZM34 90V92H36V93H34V95H33V93H32V91H31V93H32V95H30L31 93H28V89H30V90H32V89ZM66 88H67V85H66ZM172 88H170V90L172 89ZM179 88V89H180ZM217 88V87H216ZM9 89V90H8ZM40 89V90H39ZM42 89V90H41ZM44 89V90H43ZM166 89V88H165ZM178 88L176 89V91H177V93L176 94H178V90H179ZM199 89V90H200ZM209 89V88H208ZM7 90V91H6ZM22 90V91H21ZM27 92H26V91ZM59 90V89H58ZM61 90H63L62 92H63V94L65 93V89H61L60 88V91ZM182 90H184V89H182L181 88V90L180 91H182ZM195 90V91H194ZM206 90H207V88H206ZM21 91V92H20ZM37 91H39V92H37ZM44 91V92H43ZM56 91H57V89H56ZM166 91V92H167ZM173 91H175V90H173ZM172 90H171V92L172 93H174ZM191 91V92H192ZM3 92H5V93H3ZM10 92V93H9ZM24 92H26L25 94H24ZM48 92V93H47ZM58 92V91H57ZM62 92H59V94H61ZM170 92V91H169ZM170 92V93H171ZM198 92V91H197ZM207 92V91H206ZM212 92V91H211ZM211 92H207V93H211ZM22 93V94H21ZM184 93V92H183ZM188 93V92H187ZM187 93H184V94H179V95H181V96H178V97H180L181 99H183L184 97H188V94ZM190 93V92H189ZM199 93V92H198ZM4 94V95H3ZM16 94H17V96H16ZM29 94V95H28ZM48 94V95H47ZM186 94H187V96H186ZM191 94V93H190ZM27 95L30 97V96H33V97H30V98H28L27 97ZM55 95V96H54ZM56 95H58L56 92H55V94H53V97L51 96V98H54V100H57L56 102H58V97H56ZM183 95H185L183 98H182V96ZM192 95V94H191ZM204 95V94H203ZM200 96L201 98L202 97H204V96ZM24 96H25V98H24ZM64 96H66L65 94H64ZM176 96V95H175ZM190 96V95H189ZM21 97V98H20ZM27 97V98H26ZM42 97V98H41ZM45 97V98H44ZM3 98V102L4 101H6V99H4ZM22 98H24L23 99V101L21 100ZM41 98V99H40ZM47 98V99H46ZM50 98V97H49ZM62 98V97H61ZM65 98V97H64ZM0 103H2V105L4 104L3 102H2V98L0 97ZM14 99V100H13ZM17 99H18V103L16 102L15 103V101H17ZM27 99V100H26ZM179 99V98H178ZM19 100L21 101V102H19ZM28 100V101H29ZM53 100V101H54ZM62 100V99H61ZM66 100V99H65ZM64 100V101H65ZM63 100H62V102H61V104L63 105L64 103L66 104V105H68V102L67 101H65L64 102ZM177 101H179V100H177ZM34 102V101H33ZM36 102H34V103H36ZM180 102H182L183 103V100H180ZM180 102H177V103H180ZM28 103V102H27ZM59 103V102H58ZM57 103V104H58ZM181 103V104H182ZM20 104H18V109L19 110H22V112L20 113V114H22V115H19V111L17 110V108L16 109H11L12 111H7V110H5V108H3V106H7V103H6V105H1L0 104V119H2V117H3V120L5 119V118H7L8 119V121H7V119L5 120L8 124H9V121H12V122H14V121H16V123H17V119L16 118H26V117H29V116H27V114L29 115L30 114V116H32L33 117V115H31L32 114V112H28V113H26L25 112V110H27L28 108H27V105H28V107H29V110H30V107L31 106H29V104H26V105H23L22 107H21V105ZM48 104V105H49ZM184 104V103H183ZM47 105V106H48ZM56 105V104H55ZM24 106H26V107H24ZM57 106V105H56ZM44 107V106H43ZM42 107V108H43ZM67 106H61V108H65L66 110H67V108H66ZM6 108H8V107H6ZM13 108V107H12ZM21 108H23V109H21ZM27 108V109H26ZM45 108V107H44ZM2 109H3V111H2ZM10 109V108H9ZM31 109H32V107H31ZM49 109V110H50ZM15 110H17V113H18V115H15V116H13L14 115V112L13 111H15ZM36 110V109H35ZM31 111H33L34 112V109H32ZM48 111V110H47ZM47 111H46V113H47ZM50 111H53V110H50ZM50 111L48 112V113H50ZM57 111L58 110H56V111H54L56 114H60V115H57L56 116V114H54L56 117H60L61 116V113L62 112H60V113H57ZM12 112L13 114H11L10 115V113ZM16 113V111H15V114H17ZM24 113V114H23ZM35 113H36V111H35ZM47 113V114H48ZM63 113H65V111L63 112ZM62 113V115H64ZM53 114V113H52ZM51 114V115H52ZM3 115V116H2ZM24 115H26V117L24 116ZM50 115V114H49ZM8 116H10V117H15V118H9ZM19 116V117H18ZM53 116V115H52ZM55 116H53V117H55ZM31 117V119H33ZM64 117V116H63ZM19 119V120H22V119ZM46 118V117H45ZM49 118V117H48ZM54 119V118H53ZM56 120V119H55ZM5 121H3V122H5ZM49 121H51L52 122V119L50 120L49 119ZM48 121V122H49ZM60 121V119L58 120V122ZM2 121L0 120V124H2L1 123ZM6 122L5 123H3L4 125L6 124ZM19 122V121H18ZM47 122V121H46ZM11 123V122H10ZM15 123V122H14ZM20 123V122H19ZM19 123H17V126L18 125H20ZM50 123V122H49ZM48 123V124H49ZM60 123H62L61 121H60ZM2 124V125H3ZM13 124V123H12ZM12 124H10L9 126H8V128L9 127H11V125ZM46 124V123H45ZM52 124H54V122L52 123ZM51 123H50V127L49 126H47V131H49V129L51 128V125H52ZM65 124V123H64ZM15 125V124H14ZM55 125H56V123H55ZM7 126V124L5 125V127ZM4 127V128H5ZM20 127V126H19ZM48 127H49V129H48ZM58 127V126H57ZM59 127H61V126H59ZM3 128V129H4ZM7 128V127H6ZM8 128H7V130H8ZM53 128V127H52ZM51 128V129H52ZM13 131H15V134L18 132V134H20V133H24V131L22 132L21 130L20 131H18L17 129H19V128H17L16 129V125H15V127H14V129H13V127L11 128ZM21 129V128H20ZM56 129V128H55ZM2 130V129H1ZM6 129H5V131L8 133V131H7ZM16 130H17V132H16ZM57 130V129H56ZM60 130V129H59ZM58 130V131H59ZM4 130H2V132H3ZM9 131H10V129H9ZM12 131V132H13ZM54 131V130H53ZM1 132V134L0 135H2L3 133ZM6 133V135H8ZM50 134V136H49V134ZM54 133V132H53ZM53 133H52V130H50L49 132H46V133H43V134H40V136H44L43 138H45V136H47L48 138H46V139H43V142H44V140H48V139H50V140H57V138H59V140L61 139V138H64V136L63 137H61V136H56L55 134V136L53 135ZM5 134V133H4ZM13 135H12V137L13 136H15L14 135V132L12 133ZM20 135H22V134H20ZM10 135H8V136H5V137H9ZM19 136V135H18ZM16 137H17V135H16ZM15 137V138H16ZM20 137V136H19ZM28 137V136H27ZM34 137V136H33ZM3 138V137H2ZM1 138V136H0V142L1 141H4V139L5 138H3V140H1L2 139ZM14 138V137H13ZM21 138V137H20ZM30 139L32 138V137H29ZM37 138H39V139H37V140H39V142L41 141V137H37ZM9 139H10V141H8V142H6L7 141V139H5V141L3 142V143H5L6 142V145H8V143H11L12 141H14L13 139H11V137H9ZM24 139V138H23ZM27 139V138H26ZM33 139H35L36 140V137L35 138H33ZM65 139V138H64ZM62 139V142H67V140L65 139ZM12 140V141H11ZM18 140V139H17ZM25 140V139H24ZM23 140V141H24ZM36 140V141H37ZM19 141V140H18ZM33 141V140H32ZM15 142V141H14ZM29 142V141H28ZM38 142V141H37ZM43 142H41V144L43 143ZM47 142V141H46ZM45 142V143H46ZM55 142V141H54ZM57 142V141H56ZM3 143H0L1 144V146H2V148H6V152H8L7 153V156H4V150L1 152V150H0V152H1V155L3 154V156L4 157H7V159H9L10 161H12L11 160V158L12 157H14V156H12L11 158L8 156L9 154H10V151H8V149H7V147L8 146H3L2 144ZM19 143V142H18ZM25 143H26V141H25ZM25 143H23L24 145H25ZM57 143H59V142H57ZM27 144V143H26ZM38 144H40V143H38ZM40 144V145H41ZM48 143H46V145H47ZM52 144H54V143H50V145H52ZM67 144H68V142H67ZM67 144L65 145V146H67ZM18 145V146H17ZM19 145L20 146H24V145H22L21 143H19V144H16V142L13 144V142H12V144L10 145L11 147L13 146V148H10V149H14L15 151V154H18V155H20V157H21V153H28V154H30V156L31 155H40V153L39 154H37V153H35L34 154V149L33 150H31V149H29V148H27V146H31L32 144H29V145H27V146H25V149L23 148V147H19ZM35 145V144H34ZM61 145V144H60ZM52 146H54V145H52ZM35 147V146H34ZM41 147H43V146H41ZM46 147V146H45ZM57 147V146H56ZM59 147V146H58ZM61 147V146H60ZM2 148H0V149H2ZM33 148V147H32ZM40 148V147H39ZM46 148H48L49 149V145H47V147ZM54 148V147H53ZM66 148V147H65ZM17 149V150H16ZM38 148H36V150H37ZM44 149V148H43ZM47 149V150H48ZM58 149H61V148H58ZM67 150H68V148H67ZM29 151V152H28ZM52 151V150H51ZM59 152H60V150H58ZM64 151V150H63ZM63 151H62V153L60 152L59 154H62L63 155ZM6 152H5V154H6ZM12 152H13V150H12ZM38 152V151H37ZM46 152V151H45ZM53 152V151H52ZM51 152V153H52ZM56 152H57V149H56ZM66 152H68V151H65L64 153H66ZM48 152H46L45 154L46 155H48V154H50V150H49V153L47 154ZM13 154V153H12ZM58 153H56V155H57ZM0 155V157H2ZM24 155V154H23ZM22 155V156H23ZM45 155V156H46ZM51 155V154H50ZM29 156V157H30ZM43 156V155H42ZM45 156H43V157H45ZM58 156H60V157H62L61 155H58ZM57 156V157H58ZM64 156H66V154L65 155H63V157ZM4 157H2V159L4 158ZM32 157H35V156H32ZM52 157V156H51ZM56 157V156H55ZM56 157V158H57ZM31 158V157H30ZM49 158V157H48ZM54 157H52V159H53ZM59 158V157H58ZM7 159H5L4 160V162L7 160ZM17 159H19L18 157H17ZM23 159V158H22ZM24 159L25 160H27L26 158H25V156H24ZM38 160H39V158H37ZM67 159V158H66ZM9 160H8V162H7V164H5L4 162H3V160H2V165L3 166H5V167H3L2 169L0 168V173H2V170H4L5 168H6V170L8 171H10V169L12 168V164L11 163H9ZM45 160H48V159H46L45 158ZM51 160V159H50ZM50 160H48L47 162L49 163V161ZM54 160V159H53ZM53 160L52 161H50V163H51V165H52V162H53ZM61 160V159H60ZM63 160V159H62ZM15 161H16V158H15ZM14 161V162H15ZM18 161V160H17ZM16 161V162H17ZM34 161V160H33ZM40 161V160H39ZM58 161V160H57ZM67 161V160H66ZM21 162H23L22 160H21ZM26 162V161H25ZM24 162V163H25ZM29 163H30V160L28 161ZM42 162V161H41ZM56 162V161H55ZM59 162V161H58ZM64 162H65V160H64ZM63 162V163H64ZM0 163H1V161H0ZM5 165H4V164ZM19 163V162H18ZM36 163V162H35ZM44 162H42V164H43ZM50 163H49V165H50ZM57 163V162H56ZM65 163H67V162H65ZM9 164H11V168L10 169H8L9 167L8 166H10ZM26 164V163H25ZM41 164V163H40ZM45 164H47V163H45ZM8 165V166H7ZM14 165V164H13ZM19 165V164H18ZM22 168L23 167H25V168H23L24 170H28L27 168V166H30L29 167V169L31 170V166L33 165V163L31 164V165H29V164H27L26 166L22 163ZM60 165H62L63 166V164H60ZM65 165V164H64ZM7 166V167H6ZM17 166V165H16ZM16 166H14L13 168L14 169H18V167L17 168H15ZM38 166H39V164H38ZM54 166V165H53ZM59 166V165H58ZM62 166H60L62 169H63V167ZM2 167V166H1ZM37 167V166H36ZM35 167V168H36ZM51 167V166H50ZM50 167H48V168H50ZM56 167V166H55ZM64 167H66V166H64ZM13 168H12V170H13ZM21 168V167H20ZM22 168H21V170H22ZM38 168V167H37ZM44 168H47V165H46V167H44ZM41 169H42V167H41ZM12 170H11V173H12ZM34 170H36V169H34ZM45 170H47V169H45ZM64 170V169H63ZM8 171V173H10ZM39 171V170H38ZM48 171V170H47ZM55 171V170H54ZM4 172V171H3ZM6 172V171H5ZM19 173H20V171H18ZM24 172V175L23 176H25L26 175V172H28V171H22V173ZM50 172V171H49ZM58 172V171H57ZM60 172H62L61 170H60ZM16 173V172H15ZM19 173H18V175H19ZM29 174H30V171L28 172ZM27 173V174H28ZM39 173V172H38ZM38 173H37V171H36V176L35 177H37L38 176ZM5 174V173H4ZM28 174V175H29ZM33 174V173H32ZM31 174V175H32ZM41 174H43L42 173V170H41ZM54 174H55V172H54ZM57 174V173H56ZM2 175V174H1ZM12 175V174H11ZM15 175V174H14ZM14 175H12V176H14ZM17 175V176H18ZM45 175V174H44ZM47 175V174H46ZM51 175V174H50ZM27 176V175H26ZM25 176V177H26ZM3 177V176H2ZM2 177H0L1 179H2ZM19 177V176H18ZM18 177H16V180H17V182L19 183V181L21 180V182H23V178H21V176H20V178H18ZM48 177H50V176H48ZM48 177L46 176V178L48 179ZM52 177V176H51ZM13 178V177H12ZM29 178V177H28ZM32 178H34L33 176L29 179V180H31ZM0 179V180H1ZM20 179V180H19ZM39 179H41V178H39ZM50 179V178H49ZM25 180H27V179H25ZM42 180V179H41ZM13 181H14V179H13ZM13 181H10L11 182V185H12V182ZM28 181V180H27ZM43 181V180H42ZM44 181H45V178H44ZM0 182H2V181H0ZM38 182V181H37ZM49 182V181H48ZM48 182H46V183H48ZM18 183H16L15 185H17ZM39 183V182H38ZM37 183V184H38ZM44 183V182H43ZM5 184V183H4ZM10 183H8L7 184V186H8V188H9V185ZM23 184H24V182H23ZM25 184H27L26 182H25ZM30 184V183H29ZM39 184H41V183H39ZM53 184V186L55 185L54 183H52ZM52 184L50 185L51 187H53L52 186ZM59 184V183H58ZM1 185V184H0ZM20 185H21V183H20ZM34 185H36V183L34 184ZM4 186H6V184L4 185ZM13 186V185H12ZM27 186V185H26ZM26 186H24L25 188H26ZM37 186V185H36ZM40 185H38V187H39ZM2 187H3V183H2ZM15 186H13L12 188H14ZM18 187H20V186H18ZM27 187H29V186H27ZM49 187V186H48ZM55 187V186H54ZM1 188V187H0ZM14 189H16V188H14ZM16 190H21V189H19V188H17ZM15 190V191H16ZM35 190V189H34ZM14 191V190H13ZM14 191V192H15ZM24 191V190H23ZM33 191V190H32ZM22 192V191H21ZM3 196H5V195H0V199L1 200H3L2 199V197ZM7 196V195H6ZM4 198V197H3ZM6 198H8V197H6ZM6 198H4V199H6ZM12 198V197H11ZM0 200V201H1ZM6 201V200H5Z\"/></svg>",
  "mask_w": 264,
  "mask_h": 264
}]
</instances>
